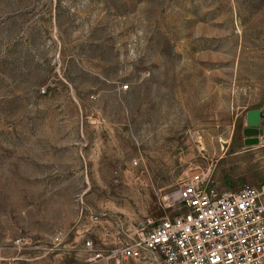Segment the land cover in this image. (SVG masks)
<instances>
[{
  "label": "rangeland",
  "instance_id": "374dc122",
  "mask_svg": "<svg viewBox=\"0 0 264 264\" xmlns=\"http://www.w3.org/2000/svg\"><path fill=\"white\" fill-rule=\"evenodd\" d=\"M263 107L264 0H0V264H93L195 172L264 183Z\"/></svg>",
  "mask_w": 264,
  "mask_h": 264
},
{
  "label": "built area",
  "instance_id": "2783aa9c",
  "mask_svg": "<svg viewBox=\"0 0 264 264\" xmlns=\"http://www.w3.org/2000/svg\"><path fill=\"white\" fill-rule=\"evenodd\" d=\"M121 91L128 84L119 86ZM176 212L159 221L147 218L129 240L106 252L91 250L88 261L95 264H126L155 254L165 264H264V183H246L235 191L208 188L202 174L195 172L177 190ZM99 216L94 215L93 221ZM29 242L27 236L17 245ZM52 239L48 251L61 245ZM6 264H18L7 259Z\"/></svg>",
  "mask_w": 264,
  "mask_h": 264
},
{
  "label": "water",
  "instance_id": "95a60500",
  "mask_svg": "<svg viewBox=\"0 0 264 264\" xmlns=\"http://www.w3.org/2000/svg\"><path fill=\"white\" fill-rule=\"evenodd\" d=\"M261 118H264V107L261 109H253V110L248 111L247 113L248 127L245 128L244 133L246 135L257 134L259 132V129L257 127L260 124ZM248 141L249 140H247V142ZM250 141H256V139H253Z\"/></svg>",
  "mask_w": 264,
  "mask_h": 264
},
{
  "label": "crops",
  "instance_id": "0c3cea01",
  "mask_svg": "<svg viewBox=\"0 0 264 264\" xmlns=\"http://www.w3.org/2000/svg\"><path fill=\"white\" fill-rule=\"evenodd\" d=\"M47 262V260L39 259L38 257H35L34 259L28 260L27 262H23L22 264H44Z\"/></svg>",
  "mask_w": 264,
  "mask_h": 264
}]
</instances>
